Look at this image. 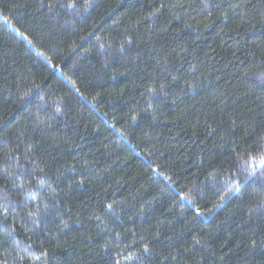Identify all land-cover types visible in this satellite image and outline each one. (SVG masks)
Segmentation results:
<instances>
[{
	"label": "trees",
	"instance_id": "16d2710c",
	"mask_svg": "<svg viewBox=\"0 0 264 264\" xmlns=\"http://www.w3.org/2000/svg\"><path fill=\"white\" fill-rule=\"evenodd\" d=\"M262 149L264 0H0V264H264Z\"/></svg>",
	"mask_w": 264,
	"mask_h": 264
},
{
	"label": "snow or ice",
	"instance_id": "6c2138e0",
	"mask_svg": "<svg viewBox=\"0 0 264 264\" xmlns=\"http://www.w3.org/2000/svg\"><path fill=\"white\" fill-rule=\"evenodd\" d=\"M68 6H69V7H74V5H71V4L68 5ZM262 150H264V149H262ZM262 159H264V156H262ZM260 169H261V170H264V163H262V164L260 165ZM252 175H255V170L253 171ZM239 190H240V188H239V186H237L236 191L239 192ZM181 199L186 200V201H188L189 203H191L190 198H189L187 195H185V194H181ZM107 208H108L109 210H111V209H112V205H107ZM195 211H196L197 215H200V214H201V213H200V210H199L198 208L195 209ZM145 250H147V248H145Z\"/></svg>",
	"mask_w": 264,
	"mask_h": 264
}]
</instances>
